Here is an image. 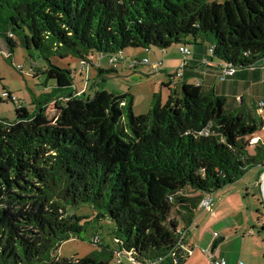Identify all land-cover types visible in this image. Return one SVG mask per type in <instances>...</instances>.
I'll list each match as a JSON object with an SVG mask.
<instances>
[{
    "label": "trees",
    "instance_id": "trees-1",
    "mask_svg": "<svg viewBox=\"0 0 264 264\" xmlns=\"http://www.w3.org/2000/svg\"><path fill=\"white\" fill-rule=\"evenodd\" d=\"M16 36L69 84L54 86L34 112L11 92L2 95L17 104V118H0V264H109L115 254L99 243L82 256L54 253L81 238L86 216L68 212L80 204L115 223L119 249L175 264L170 254L180 237L185 243L202 198L264 160V140L251 143L261 116L229 109L224 96L189 83L165 103L154 93L149 111L138 115L130 93L76 95L73 70L51 58L77 56L106 78L117 69L100 68L90 59L95 53L120 62L128 48L207 43L221 64L252 67L264 59V0H0L7 58ZM68 98L84 102L72 123H38L53 100L68 110Z\"/></svg>",
    "mask_w": 264,
    "mask_h": 264
},
{
    "label": "rangeland",
    "instance_id": "rangeland-1",
    "mask_svg": "<svg viewBox=\"0 0 264 264\" xmlns=\"http://www.w3.org/2000/svg\"><path fill=\"white\" fill-rule=\"evenodd\" d=\"M224 1V0H218ZM18 46L14 49L10 58L0 53V118L8 121H14L17 118L16 108L17 104L11 100L3 99L2 93L4 91L11 92L16 99L21 102L29 111H36L37 107L45 102L50 97L46 94L51 92L52 85H56V79L53 78L49 70V62H47L36 50H27L21 39L15 37ZM3 41L0 38V50L9 51L7 46H3ZM153 51L162 52L158 47H153ZM170 50V49H168ZM176 50H170L164 55V59L169 60L168 64H163V60L156 59L150 53H145L151 61H159L161 64L157 69H150L148 65H137L132 68L131 61L138 59L141 61L143 55L139 54L138 49L128 48L125 50L126 58L115 64L109 62V57L100 56L95 53L90 59L97 65L109 70L115 67L118 73L110 74L106 78L99 76L98 67H83L77 56L70 55L68 58L61 59L59 57H52L51 62L61 68H70L74 72V78L78 83V91L82 92L78 96H83L84 93L89 92L93 96L96 90H107L114 93L132 92L135 96L134 112L135 114L147 113L151 107L152 97L154 92L161 95L162 103L168 99V86H162L160 79L164 78L169 81L166 72L174 76V80L181 81L180 71L183 66V56L179 51L176 55ZM130 55H127V54ZM153 55V54H152ZM191 55V54H190ZM190 55L188 56L190 59ZM162 58V59H163ZM19 66V67H18ZM166 68V72L163 70ZM161 70V71H160ZM35 72H38L35 75ZM185 73V69L183 70ZM54 75L60 76V82L66 83L67 79L64 75L54 72ZM91 77V78H89ZM89 79L91 80V88L89 89ZM94 79L96 82H94ZM68 83V82H67ZM86 84V86H85ZM81 85V86H80ZM96 86V87H95ZM58 100H53L47 109L38 114L39 124H63L65 122H73L75 115L79 114L83 105V99L78 98L69 103L68 110H64ZM263 124H264V119ZM264 126V125H263ZM259 137V136H258ZM219 192L216 191L217 194ZM215 194V195H216ZM68 212L78 216H86L82 218L79 223L84 226L81 238L75 237L61 243L60 247L54 252L55 255L62 258H72L82 256L90 251L96 249V244H102L103 239L108 242H114L115 223L107 218H100L99 211L90 204H80L68 208ZM200 214H203L200 216ZM199 219L194 226L195 220L190 225V230H220L218 221L216 219H207L209 214L199 211ZM198 225V227H197ZM250 226L249 230H261L258 225ZM197 227V228H196ZM238 230H241L239 228ZM103 238V239H102ZM115 257L109 261V264H115Z\"/></svg>",
    "mask_w": 264,
    "mask_h": 264
},
{
    "label": "crops",
    "instance_id": "crops-1",
    "mask_svg": "<svg viewBox=\"0 0 264 264\" xmlns=\"http://www.w3.org/2000/svg\"><path fill=\"white\" fill-rule=\"evenodd\" d=\"M190 41L192 42V40ZM188 46L191 49L190 62L185 68V73L183 72L181 81L177 83L173 79L171 72L167 73V69L163 68L169 81L161 78L160 84L168 86V96L171 93L181 94L184 83L201 85L205 89H213L217 94L224 96L227 99V107L229 109L236 111L247 110L257 117L261 116V120L264 119L263 113L255 109L257 103L264 100V59L252 67L238 69L233 75L221 80L222 61L210 54L209 44L192 43ZM168 49L176 50L174 52L176 55L180 51L179 45H173ZM168 49L161 50L162 52H156L152 49L138 51L139 54L144 56L143 58L147 57L145 53L148 52L156 59L163 60V64H168L169 60L163 58L170 51ZM100 68L104 69L102 66ZM150 69L152 68L150 67ZM54 72L52 71L50 75L53 78L59 77V82L56 81V85L69 84L68 80V83H61L60 76L54 75ZM73 72L72 76L74 77ZM74 82L77 86L80 84L76 79ZM95 82L96 80L94 79L92 84ZM54 86L52 85V90ZM90 86L91 80L89 79V89L91 88ZM89 92L85 93L86 96H90ZM126 93L134 96L130 91ZM257 136L264 140V126ZM251 153H255L254 147L251 148ZM263 173L264 167L261 164L249 168L235 183L224 187L217 194L215 193L216 195L214 194V204L211 210L199 207L194 211V226L199 219V211L201 210V212L209 214L207 219L211 217V220L216 219L218 221L220 230H206L205 228L204 230H188L185 236V243L193 252L183 264H212L210 257L202 250L209 249L211 252L212 245L216 239H220L221 242L214 252H211L214 258H225L228 264H238L239 262L243 264H264V199L260 187ZM202 215L200 214V216ZM255 224L261 230H249L250 226L254 227L256 226ZM239 228L241 230H238ZM215 233L218 234L217 237ZM102 245L105 247V252L113 251L115 264H136L125 255L118 256V253L115 252L119 250L117 244L111 241L106 242L103 239Z\"/></svg>",
    "mask_w": 264,
    "mask_h": 264
},
{
    "label": "built area",
    "instance_id": "built-area-1",
    "mask_svg": "<svg viewBox=\"0 0 264 264\" xmlns=\"http://www.w3.org/2000/svg\"><path fill=\"white\" fill-rule=\"evenodd\" d=\"M179 49H180V53L183 56V66H182L181 71H180V74L182 76L183 70L187 67V65L190 62V59L188 56L191 54V49L188 46H180ZM209 51H210V54L212 55L213 49L211 47L209 48ZM117 61H118L117 56L112 55L109 57V62L111 64H115V63H117ZM140 64L149 65L152 69H157V68H159V65L161 64V62L151 61L149 58L146 57V58H143L141 61H139V60L131 61L130 66L132 68H135L137 65H140ZM81 65L83 67H86L83 62H81ZM221 70H222L221 80H225L227 77L233 75L236 72V69L232 65L226 64V63L221 64ZM81 91L83 92L84 90H81ZM82 92L78 91L76 95H79ZM2 95H3V97H5V96H7V93L3 92ZM13 98L15 99L14 96H13ZM66 101L70 102V99L68 98V99H66ZM256 109L258 112H260V113L262 112L264 115V100L259 101L257 103ZM201 133L202 134H208V131L205 130ZM251 143L252 144L261 143L260 137L254 136L251 139ZM262 143L264 145V141ZM261 165L264 167V160L262 161ZM261 186H262V184H261ZM213 204H214L213 195H205L201 200L200 207L203 209H206V210H211ZM215 236L217 237L218 234L215 233ZM202 251L210 257L212 264H228V262L225 258H221V259L214 258L212 253L209 251V249H203ZM192 252L193 251L182 241V237H180V239L178 240V243H177V248L172 250L170 257H172L174 259L175 264H178L179 261H181L183 264L184 261L190 256V254ZM116 253H118V256L125 255V256L129 257L136 264H161V262L163 261V258H161V257L155 258V259L137 260L133 257L132 251H128L125 249H119ZM118 261H120V260H118ZM238 264H243V263L239 262Z\"/></svg>",
    "mask_w": 264,
    "mask_h": 264
},
{
    "label": "water",
    "instance_id": "water-1",
    "mask_svg": "<svg viewBox=\"0 0 264 264\" xmlns=\"http://www.w3.org/2000/svg\"><path fill=\"white\" fill-rule=\"evenodd\" d=\"M262 184V186H261ZM260 187H261V191H262V195H263V199H264V173H263V176L261 178V183H260ZM221 240L220 239H216L212 245V248H211V252H214V250L219 246Z\"/></svg>",
    "mask_w": 264,
    "mask_h": 264
}]
</instances>
